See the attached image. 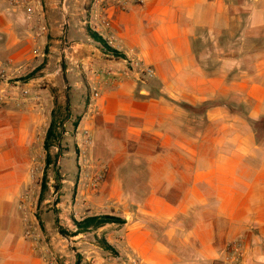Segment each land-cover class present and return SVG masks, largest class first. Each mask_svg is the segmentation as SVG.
I'll use <instances>...</instances> for the list:
<instances>
[{
    "label": "crops",
    "instance_id": "1",
    "mask_svg": "<svg viewBox=\"0 0 264 264\" xmlns=\"http://www.w3.org/2000/svg\"><path fill=\"white\" fill-rule=\"evenodd\" d=\"M91 3L0 0V264H58L65 251L59 227L52 247L36 206L26 215L19 204L28 196L37 205L51 166L50 85L80 89L93 63L120 81L103 85L77 139L93 133L111 188L102 209L127 221L120 258L229 264L236 245L234 264H264V0ZM99 14L111 21L106 39L121 44V60L87 32L99 29ZM30 224L38 239L26 235Z\"/></svg>",
    "mask_w": 264,
    "mask_h": 264
},
{
    "label": "rangeland",
    "instance_id": "2",
    "mask_svg": "<svg viewBox=\"0 0 264 264\" xmlns=\"http://www.w3.org/2000/svg\"><path fill=\"white\" fill-rule=\"evenodd\" d=\"M106 2L109 1L92 0L91 4L92 7L101 9ZM102 16V14L98 15L99 29L88 28L87 32L90 35L89 31L92 30L105 40L108 47L102 46L99 42L97 44L105 48L113 59L121 60L123 56L117 51L118 49L109 44L106 39L107 35L102 32L99 23ZM257 32L263 33V29ZM99 67L93 63L88 67L89 73H87L93 76L97 75V78H99L98 74H103V71H105ZM81 68L84 71L83 67ZM87 73L84 71V75L81 72L79 74V76L85 78L82 80L84 83L80 89L76 88L74 91L72 87L65 88L61 83L60 88L50 85L47 92L48 97H54L55 101L54 105L50 107L49 116L51 121L49 124L54 123L58 137H56L54 145L50 149L51 166H47L44 172L41 173L43 174L42 178H39L40 174L36 176V179L39 178V183H42L44 175L47 176V188L46 190L41 188L37 210L39 219L44 225L45 240L52 247V236L57 235L58 227L69 233L75 232L77 230L76 222L82 221L88 216H94L92 214L122 218L116 212H113L115 211L113 209H102L107 204H103L101 198H103L104 193L106 194L111 189L103 187L105 179H101L98 184H93L90 181L91 177L104 175L97 168L100 157L95 155V137L93 133L90 132L93 139L91 145H86L84 131L82 132V140L77 139L78 124L85 113L88 112L90 104L93 105L97 100L92 97V88L100 82L99 79L91 80ZM66 131L67 134H65ZM45 156L47 158V155ZM63 180L68 181L64 182ZM124 220L126 221V219ZM124 224L111 223L98 230L80 233L77 236L60 233L57 235L56 240L61 244L59 248L64 247L65 251H58L55 260L58 264H128L127 260L130 258L125 255L126 257L124 256V260H122L120 258L121 251L116 247L117 244H121L119 229ZM133 260L131 264H133Z\"/></svg>",
    "mask_w": 264,
    "mask_h": 264
},
{
    "label": "built area",
    "instance_id": "3",
    "mask_svg": "<svg viewBox=\"0 0 264 264\" xmlns=\"http://www.w3.org/2000/svg\"><path fill=\"white\" fill-rule=\"evenodd\" d=\"M22 1L24 3H27L28 0H22ZM105 1L113 2L112 4L116 5L121 10H126L132 2H145L147 0H105ZM28 11L31 13V9H28ZM99 23L102 27V32H105L106 30H108L111 27V21L107 16L103 15L100 18ZM102 32H101V34L103 35ZM109 44L112 45L113 47H115L116 49L120 48V46H121V44L115 38H110ZM139 63L140 62L135 60V59L130 60V64L133 66H136V67L140 66ZM142 73H145L149 76H152L154 71H153L151 66H143ZM103 74H104V76L107 77V82H105V84H101L102 82H98L97 85H95L92 88V97L94 99H98L101 96V91H102L103 85H106L107 83L110 85H115L120 81L119 78L111 70L103 71ZM98 75H100V74H98ZM21 93L23 95V103H25L28 100V97L30 96V92L27 88H23L21 90ZM84 138H85L86 145H91L93 143L92 135H91L90 131L87 129L84 130ZM36 173H39V172H37L35 170L32 171V178L33 179H36V176L38 175ZM102 178H103V175L94 176V177H92V179L90 181L93 184H98ZM32 207L37 208V205H35L33 202H31L30 198L28 196H24L22 198V200L20 201L19 208L21 210H23L26 215H28L31 212ZM26 235L30 236L34 239H38L40 237V234L37 233L36 229L34 228V224L33 225L30 224L28 226ZM239 257H240L239 248H238V246L235 245L232 248L231 253L227 256L226 262H228L229 264H234L235 262H237L239 260Z\"/></svg>",
    "mask_w": 264,
    "mask_h": 264
},
{
    "label": "trees",
    "instance_id": "4",
    "mask_svg": "<svg viewBox=\"0 0 264 264\" xmlns=\"http://www.w3.org/2000/svg\"><path fill=\"white\" fill-rule=\"evenodd\" d=\"M91 37L99 42L102 46H107L105 40H103L100 36H98L95 32L92 30L89 31ZM77 125V124H75ZM57 134H56V126L54 123L51 124L48 133H47V138L45 142V147L46 150L48 151V163L51 164L52 161V156L50 154V149L54 145V140L56 139ZM57 156V155H56ZM47 176H44V183H43V189L46 190L47 188ZM126 221L122 218L115 217V216H110V215H94V216H88L82 221L76 222L77 225V230L75 232L69 233L63 228H59V232L63 235H68V236H77L80 233H85L89 232L91 230H98L108 224L111 223H117V224H124ZM112 249V248H110Z\"/></svg>",
    "mask_w": 264,
    "mask_h": 264
}]
</instances>
